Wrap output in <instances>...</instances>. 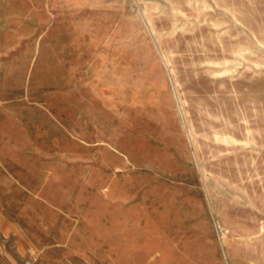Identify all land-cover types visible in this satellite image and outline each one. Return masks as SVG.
Instances as JSON below:
<instances>
[{"label":"rangeland","instance_id":"rangeland-1","mask_svg":"<svg viewBox=\"0 0 264 264\" xmlns=\"http://www.w3.org/2000/svg\"><path fill=\"white\" fill-rule=\"evenodd\" d=\"M0 264H264V0H0Z\"/></svg>","mask_w":264,"mask_h":264}]
</instances>
